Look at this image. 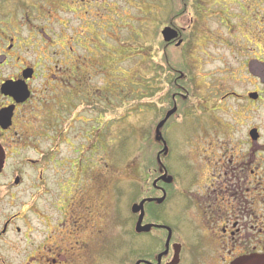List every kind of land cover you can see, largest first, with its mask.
Instances as JSON below:
<instances>
[{
    "label": "flooded vegetation",
    "instance_id": "flooded-vegetation-1",
    "mask_svg": "<svg viewBox=\"0 0 264 264\" xmlns=\"http://www.w3.org/2000/svg\"><path fill=\"white\" fill-rule=\"evenodd\" d=\"M22 1L0 0V264H56L66 258L61 244L49 242L54 201H45L42 210L40 193L76 186L57 226L74 231L75 243L82 242L88 217L98 222L100 216L96 199L87 193V176L102 174L96 162L110 132L99 97L91 99L96 114L86 126L87 58L77 50L83 34L68 36L62 50L44 26L35 25L36 36L23 40ZM177 1L179 23L171 18L162 26L173 28L177 37L163 41L162 48L177 52L180 83L169 94L172 106L154 122L146 188L130 206L128 228L120 233L129 239L121 250L116 234L118 263L264 264V0H230L244 15L232 17L239 19L229 24L232 30L222 16L224 2ZM96 39L91 45L97 51ZM38 80L46 92H67L63 102L52 98L60 107L49 121L30 119V103L47 97L42 90L36 95ZM20 88L29 92L23 101ZM186 116L191 120L173 153L168 127ZM117 118L111 117V126ZM62 143L69 145L64 153L58 151ZM92 149L96 152L87 157ZM172 155L181 166L176 173L166 163ZM141 201L142 210L132 211ZM72 212H79L75 219ZM141 213L145 229L137 231ZM140 239L144 253L137 251ZM63 244L65 251L72 248L65 232ZM7 250L16 252V262L5 258Z\"/></svg>",
    "mask_w": 264,
    "mask_h": 264
},
{
    "label": "rangeland",
    "instance_id": "rangeland-1",
    "mask_svg": "<svg viewBox=\"0 0 264 264\" xmlns=\"http://www.w3.org/2000/svg\"><path fill=\"white\" fill-rule=\"evenodd\" d=\"M22 2L19 18L23 23L20 29L23 40H28L29 36H36L33 28L35 25L44 26L49 35H54L52 37H55L56 50H62L64 44L65 47L68 45V36L83 34L81 38L83 47L77 50L80 57L82 55L87 58L83 61L87 63L83 72L89 75L87 86L89 100L99 97L100 104L103 102V118L108 122L106 126L110 132L103 138L101 155L96 162L97 166L102 168V174L87 176V184L91 186L87 193L96 199L100 216L98 222L97 219L94 222L93 218L88 217L90 219L87 220L88 227L80 237V241L86 243L85 245L82 242L75 243L77 236L74 231H64L63 227L61 230L57 226V222L65 220L64 209L70 202L68 201L70 197L74 195L76 186L68 185L64 191L48 196L47 193H40L42 210H47L45 201L48 199L54 201L52 208L54 213L51 218L54 228L49 242H52L56 248L61 244L60 252L63 253L61 256L64 257L63 260L66 258V261H59L56 264H119L116 234L120 236L121 250L129 239L128 235H120V233L128 228L126 221L131 216L130 206L146 188L145 170L150 167L149 154L154 147L149 140L152 138L154 122L164 110L172 106L171 103L167 104L169 94L180 83L177 74L179 66L177 52L171 47L164 52L161 36L162 26L167 21L174 18L177 24L180 20L179 1L23 0ZM215 2L225 3L222 16L225 15V22L232 30L229 25L232 21L234 24H239V19L232 20V17L239 14L240 17L244 16L241 11L239 13L240 6L230 0H215ZM188 10L192 12L190 7ZM26 16H29V22ZM95 36L100 37V40L96 39V43L99 44L97 51L91 45ZM37 40L39 41L38 38ZM42 52L43 47L40 46L38 51L40 56ZM39 83L38 80L33 84V88L37 90L36 95L39 96L42 90L47 93V97L43 102L37 103L34 100L30 103V119L39 122L49 121L50 114L60 107L52 98H60V102H63L67 92L60 90L55 93L46 92ZM188 97L192 98V91L189 92ZM91 102L92 100L88 101L86 109L88 128L93 124L92 120L96 114V108ZM161 106L163 108H160ZM76 111L79 112L80 108ZM81 114L85 113L82 111ZM112 116L118 117L113 126L110 124ZM190 120L191 118L186 116L183 122H173L169 125L168 144L173 148V153L177 152L176 141L180 131L187 128L185 123ZM75 124L80 125L78 122ZM76 130L78 131V128ZM111 132L115 135L112 136ZM68 149L69 145L65 143L58 146V151L61 153ZM94 152H96L94 149L89 150L87 157H91ZM176 158V155H172L166 159L172 173H176L181 167ZM91 209H87V215L90 214ZM78 213L72 212V219H75L74 216ZM115 213L119 219L118 224H114ZM64 232L72 247L68 246V251H65L67 247L63 244ZM18 237L16 235V238ZM138 246L137 251L144 253L141 239ZM149 248L146 247L144 251ZM4 254L7 260L13 259L16 262L19 258L12 250H7Z\"/></svg>",
    "mask_w": 264,
    "mask_h": 264
},
{
    "label": "water",
    "instance_id": "water-1",
    "mask_svg": "<svg viewBox=\"0 0 264 264\" xmlns=\"http://www.w3.org/2000/svg\"><path fill=\"white\" fill-rule=\"evenodd\" d=\"M161 34H162L163 39H164L165 41H170L171 39H173V38H175V37L177 36L176 31H175L174 29H172L171 27H165V28L161 31ZM17 92H18V93H17L18 99L21 100V101L25 100V99L29 96V94H28L29 92L24 91V89H22V88H20ZM171 112H172V111H170V112L167 114L166 118L168 117V115H170ZM166 118H165V119H166ZM165 119L162 120V121L159 123V125H158V127H157V134H158V130L160 129V127H161V126L163 125V123L165 122ZM156 139L159 140V136H157ZM169 179H170V177L167 178V181H169ZM143 203H144V201H141L140 204H138V205H137V204H136V205H133V206H132V211L137 212V211H139L140 209L142 210V208H143ZM141 218H142V213H141V215L139 216V220H138V222H137V227H136V229L139 230V231L145 229V227L141 226Z\"/></svg>",
    "mask_w": 264,
    "mask_h": 264
}]
</instances>
